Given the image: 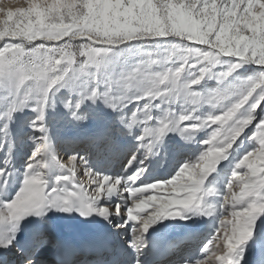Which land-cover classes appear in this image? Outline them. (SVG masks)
I'll return each mask as SVG.
<instances>
[{
  "label": "rangeland",
  "instance_id": "374dc122",
  "mask_svg": "<svg viewBox=\"0 0 264 264\" xmlns=\"http://www.w3.org/2000/svg\"><path fill=\"white\" fill-rule=\"evenodd\" d=\"M74 1L45 7L40 18L28 10V0L0 3V182L12 181L25 188L21 195L2 196L0 210L22 215L21 205L29 197L37 195L41 201L46 196L42 157H37L39 151L33 155L43 130L51 127L50 136L60 141L64 131L77 135L81 130L91 131L109 105L115 117L126 107L131 112L124 116L137 114L140 107L142 117V109L158 105H153L154 100L185 98L193 105L180 115L178 137L191 135L195 146L190 151L197 153H191L185 163L195 162L188 171L194 176L188 200L201 203L207 198V204L216 207V214L208 217L207 227L195 241L197 246L212 245L209 255L220 254L224 262L230 245L239 249L251 239L261 244L264 150L259 161L253 156L260 149L256 139H264V20L259 32L245 25L248 17L261 13L256 0H102L90 8L86 0ZM8 6L15 10L10 19L5 17ZM240 14L245 22L238 24ZM140 44L154 52L142 57ZM252 44L261 48L254 51ZM166 48L170 51L167 59L162 56ZM69 58L74 59L72 65ZM137 60L140 64L132 68ZM242 73L249 78L220 88L221 82ZM48 91H52L50 98L45 96ZM161 114L160 109L146 112L152 123ZM169 141L164 146L171 145ZM88 154H81L80 159ZM215 169L222 174L220 179L212 174ZM183 173L173 169L166 190L145 194L146 199L153 198L134 218L137 227L130 226L128 234L139 240V230L158 219L166 201L172 199L173 207L182 205L183 193L172 188L188 184ZM142 175L135 185L120 177L116 186L122 182L125 186L119 188V195L127 196L128 189L142 186ZM218 183L223 185L218 197L203 192V187L212 190ZM242 193L247 201L241 205L238 196ZM108 198L104 196V201L109 202ZM251 211L252 218L244 222ZM5 227L6 220L0 222V230ZM203 259L194 264H203Z\"/></svg>",
  "mask_w": 264,
  "mask_h": 264
},
{
  "label": "bare ground",
  "instance_id": "6f19581e",
  "mask_svg": "<svg viewBox=\"0 0 264 264\" xmlns=\"http://www.w3.org/2000/svg\"><path fill=\"white\" fill-rule=\"evenodd\" d=\"M28 1V10L30 12H35L40 18V14L44 12L45 7H49L50 5L59 7L61 0ZM86 1L87 7L90 8L93 4L100 5L102 0ZM1 2L7 3L9 5L11 0H0V3ZM68 2L72 3L75 1L68 0ZM256 2L258 6L257 9L261 10V13L258 12L257 15H255L253 18L248 17L246 19V22L242 18V14H240L237 22L238 24L240 23V21L245 22V25L248 28H254L256 32H259L260 26L262 25L260 21L264 20V0H256ZM7 9L8 10L6 11L5 17L10 19L11 17H13L15 10L13 6H8ZM76 9H79V7H76ZM257 17H260V20ZM181 22L184 26L185 23L183 22V20H181ZM76 27L77 25L75 26V28ZM61 39L62 38H60V40ZM140 45H142V57H145L151 54V52H154V49L152 47H148L143 44ZM253 48L254 51H256L257 49L261 48V45L254 44ZM169 53L170 51L168 50V48H166V50L163 51L162 56L167 59L170 56ZM93 54H95V51L92 52V55ZM92 55L90 56V58L92 57ZM174 59L175 58H173V60ZM69 60L70 64L72 65L74 63V59L69 58ZM139 64L140 61L137 60V62L134 64L135 66L133 65L132 68H136ZM248 78L249 76L247 75V73L235 75L227 81L221 82L220 88H231L232 86ZM207 89L208 91L211 90L210 87H207ZM250 93L251 90L247 92V94ZM51 95L52 91H48L45 94L46 98H50ZM153 102V105H155L156 103H158V105H155V107L152 105L153 107L142 109V111H145L142 117H140L139 115L141 111L139 107L138 113H134L129 118L124 116L125 114L131 112L127 111V107L124 108L123 114L120 113L119 117H115V110L111 105H109L108 108H103L104 110L103 116L101 117L102 119L92 127V130L90 132L88 131L89 133L87 132V130L80 131L81 134H91V139H87L86 142L90 140L94 141V139L99 136L98 133H105L110 124L118 129L117 132L119 133V135L122 134L121 143L117 147L119 148L118 151L111 153L112 155L110 156V158L101 156L96 159L94 163L92 159L94 156L91 155L92 152L86 151L89 150L88 146H90V144L85 145L87 147L85 148V150H79L74 147V144H76V142L78 141L79 135L74 133L68 134L64 131V133L59 136L61 142H57L60 143V149H65V156L63 157V160H61L60 155L58 156L55 153L50 152L51 149L55 150L54 147L48 148L51 143L56 142V139L54 140V137L50 136L51 134H49L52 128L49 127L46 130L42 131L41 135L43 136L44 140L42 139V142L37 144V150H35L33 155L35 157L39 151V156L37 157H42L41 160L43 163V169L45 172L46 180L48 182V192L45 194L46 196L41 201H38L37 195L29 197L27 202H25L24 205H21L23 211L22 215L17 211L6 215L4 211L0 210L3 215L0 216V222H3L5 220L7 222V227H5L3 230H0L1 259L7 258L8 254L10 253H7V248L14 243L13 240L15 237L21 238L26 241V247L34 245L33 247L36 248L37 242L39 240L41 243V248L38 247V253L45 254L46 252L52 250L53 244L51 245L47 240H45L44 234L51 233L52 235L57 236L59 231L67 233L75 230L79 232L82 230H87L89 226H93L97 229L100 228L101 225L106 226L107 223L108 224L106 227L110 228V222H114L113 218V220L109 219V217L111 216L110 214L112 206H115L114 212L116 216H119V211L121 210L120 216H122V220L121 224L119 225L121 229L119 230V232H117V235L125 237L127 239L128 233H126V230L129 231V229L131 228L130 226H132V228L137 227L134 218L141 215V212L147 208V201L153 198L150 196L146 199L145 194H148L150 192L154 193L155 190H166L167 186L165 183L167 181V178H169L172 170L175 168H177V170H180V172H184L183 174H185V176L189 178L188 184L186 186L178 184L176 187L172 188L173 191H179L181 192V194L183 193L182 199H184V201H182V205L179 204L173 207L172 204L174 203V201H172V199L171 201H166L168 202V205L167 207L160 208L158 219L156 221L154 220L153 224L144 226V228L141 229L142 232L141 230H139L141 234V238L139 240L136 236L132 237V230L130 231V236L132 237V239L136 238V245H141V239L143 234L145 233H151L150 235L157 237L160 236L157 233L162 232L161 235L164 236V240L174 239L177 235V233L174 231L176 230L175 227L177 226V223H182L180 225L184 227L182 228L183 230L188 229L189 231H195V233V226L203 230L207 227V224L209 223L207 220L208 217L216 214L215 205H213V203L207 204V198H205L201 203L190 202V200H188V195L190 194L194 186V176L192 174H188V171H191L190 165L193 163L195 164V162H192L190 160V163L185 164V167L183 166L181 167V169H178V166L174 163L169 164L165 162H163V164L160 166H153L157 159L158 161H160L158 157H160L161 155L166 156L169 151L172 152L174 149V145L186 144L188 146H195L192 142L191 135L184 134V136L178 137L179 135L177 131V127L179 126L180 120L182 119L180 115H183L184 112H187L190 109V106L193 105V102L188 101L185 98H178L175 100L171 97L162 99L160 101L154 100ZM207 106L209 110H213L212 106ZM147 109L150 111V113H152L154 109H156L157 112L160 109L162 114L157 115V118L152 123L150 121V116L146 115ZM59 111H62L61 106L59 107ZM44 119H47V115L44 116ZM45 131L47 132L45 133ZM133 131H136V133L133 134ZM19 133L21 136L23 133L22 128L19 129ZM130 134H132L133 137L127 138ZM169 139L171 140L169 141V143L171 142L172 144L170 143L171 145H169L166 143L167 146H164V142ZM255 142L257 146L260 147V149L256 156H253V158L254 160L256 159L257 161H259L262 158L261 154H263L264 150V139L259 138L256 139ZM47 144L48 146L46 147ZM134 145L135 147H133ZM160 147H165L166 150H159ZM129 148H134L132 153L136 149H139L141 153L139 154L138 158H135L132 161L134 167L131 171H127L125 177L129 179V182H133V184L135 185L140 181V175L143 174L142 176L145 181H141L143 185L140 187L128 189V195L123 196L119 195L118 192L119 188L124 187L125 184L121 181L122 186H116L121 180V178L119 177L120 172L118 171L120 160H117V158L119 156L120 158H123L125 155V153H123L124 150H127ZM43 149L45 151H42ZM77 150L80 151L79 154H84L85 152L89 153L86 156L88 158H91V161L88 162L89 164H86L85 162L86 157L84 159V162L83 159L78 162V160L76 159L77 152L73 155V152ZM107 155L109 156L110 154ZM193 155L197 156V153L195 152V154L193 153ZM70 156H74V158L69 159ZM164 157L163 161L164 159H166ZM100 158L101 160L97 162V160H99ZM146 159H149L150 162L145 163ZM31 160L32 159H30V162H35V159H33L32 161ZM185 161L186 163L189 161L188 156ZM112 163L115 164L114 167H111ZM180 163L183 162L181 161ZM224 164L225 162H223V165ZM95 165L96 168L94 169L93 167H95ZM164 173L165 175H163ZM212 174H215L216 177H219V179L222 177V174L218 169H215ZM126 178L123 177L124 182ZM222 186L221 183H218L212 190H208L203 187V192L211 195V198H215L218 197L219 194H221ZM20 187L21 185L19 183L15 184L12 181L0 182V199L2 198V196H6L7 193L21 195L23 193V189L25 188L20 189ZM104 196H107V198L110 197V201L105 202ZM16 198L17 197H14V199ZM238 198V204H246L247 198L245 194H240ZM205 207L207 208L206 212L204 211ZM252 213L253 212L251 211L246 215L244 222L246 221V219L249 220L252 218ZM126 216L131 219H128L123 223V219H125ZM45 221L47 222L46 225L43 223ZM228 226L229 225H226L227 228ZM192 227H195L194 230L192 229ZM45 230L48 231L45 232ZM25 234L29 235L25 236ZM143 243H145V241ZM211 246L209 244L204 245L205 252L202 255H197V251L194 250L195 248H192L191 252L187 253L185 257H183V255L180 253L178 254V256H174L171 261L173 264H194L196 260L204 258V261H202L203 264H264V240H262L261 244L254 245V241L253 239H251L246 244L240 246L239 249L235 248L236 250L233 249L235 245L228 246L227 251L224 254V262H222L221 258L223 256H221L220 254H217L215 256L209 255ZM182 249L183 247H178L177 245L174 246L172 250L174 254H176V252H185Z\"/></svg>",
  "mask_w": 264,
  "mask_h": 264
}]
</instances>
